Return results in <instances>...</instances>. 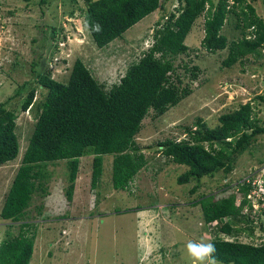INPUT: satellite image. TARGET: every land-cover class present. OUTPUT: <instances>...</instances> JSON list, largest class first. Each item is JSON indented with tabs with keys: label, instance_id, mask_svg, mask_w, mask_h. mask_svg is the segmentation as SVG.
Wrapping results in <instances>:
<instances>
[{
	"label": "trees",
	"instance_id": "obj_1",
	"mask_svg": "<svg viewBox=\"0 0 264 264\" xmlns=\"http://www.w3.org/2000/svg\"><path fill=\"white\" fill-rule=\"evenodd\" d=\"M77 1L68 0V3L73 6ZM40 3L49 4L50 0ZM84 3L80 8L84 27L97 47L105 49L156 12L162 0H84ZM1 4L0 0V8ZM70 14L75 16L74 11ZM203 16L205 35L200 49L211 54L227 50L222 69L244 64L250 57L264 56V19L248 0H233V3L230 0L217 3L178 0L175 9L163 17L165 21L157 23L152 46L110 89L98 81L81 59L74 62L66 83L53 78L52 71L39 66V62L32 63L35 79L25 82L15 95L0 105V167L12 163L20 154L19 112L35 110L29 145L0 213V219L9 222V227L17 226L19 232L17 235L8 233L1 241L0 264H31L39 224L30 221L35 218L31 217L29 209L36 197L42 199L50 195L53 177L50 166L65 162L68 184L65 194L69 202L74 199L81 159L85 156L93 157L92 190L104 183L107 156L113 159L112 170L108 166V178L114 190L130 193L135 188L138 176L148 165L143 148L136 141L144 120L151 112L153 118L164 116L193 93L190 85L183 86L178 70L190 73L195 81L199 67L190 69L187 64L177 65L176 62L180 56H190L194 51L186 40ZM231 18L235 19V29L242 37L230 42L223 31ZM39 89L46 91L42 100L36 99ZM19 96H22L20 109H9L8 105ZM193 126L184 128L187 136L182 140L166 138L157 143V152L166 158L165 165L187 167L178 177V183H195L192 194L199 190L203 178H214L219 173L229 176L235 171L238 159L252 150L264 134L262 119L251 102L220 115L214 128L202 119ZM153 148V144L147 147L150 151ZM249 180L240 181L239 194L216 199L212 193H203L194 200L202 210L204 224L215 230L211 243L216 248L217 264H264V243L240 241L245 233L253 238L257 227L264 232V222L255 226L253 205L248 198L259 185H252L254 178ZM222 186L225 190L230 184L219 187ZM96 194L97 197L102 195ZM97 203L93 204L91 218L106 217L104 212L98 211ZM259 203L263 204L264 200ZM136 205L124 211L116 209L115 213L143 209ZM42 208L39 207L40 211ZM138 224L147 227L141 218Z\"/></svg>",
	"mask_w": 264,
	"mask_h": 264
},
{
	"label": "rangeland",
	"instance_id": "obj_2",
	"mask_svg": "<svg viewBox=\"0 0 264 264\" xmlns=\"http://www.w3.org/2000/svg\"><path fill=\"white\" fill-rule=\"evenodd\" d=\"M41 1L1 0L0 105L15 95L25 82L35 79L33 62H39V66L52 71L53 78L66 83L74 62L81 59L98 81L110 89L120 81L130 65L139 61L152 46L157 23H163L166 19L163 17L178 5V0H162L156 12L108 48L100 49L80 18L84 0H78L73 6L68 0H50L49 4H41ZM230 1L233 3V0ZM248 2L264 19V0ZM71 11L75 12V16H71ZM204 22L205 16L198 19L187 37L186 44L194 51L190 56H180L176 62L177 65L187 64L190 69L199 67L195 81H192L190 73L178 70L183 86L190 85L193 93L164 116L153 118L151 112L144 120L136 141L143 148L148 165L138 176L130 193L114 190L110 184L108 166L112 170V156L105 157L104 183L95 190L91 187L93 157L81 159L72 202L65 194L68 185L65 162L50 166L53 171L50 195L42 199L36 197L29 209L31 217L35 218L30 221L39 224L31 264H198L188 254L186 245L189 241L211 242L215 230L204 224L202 210L194 204V200L203 193H212L216 199L232 193L239 194L237 188L240 181L251 178L255 179L253 183L262 186L251 200L255 226L264 222V205L259 203L264 200V134L252 150L238 159L235 171L229 176L219 173L214 178H203L195 194L191 193L195 183H178V177L187 167L167 166L166 158L157 152V143L166 138H186L184 128L192 127L198 119L214 128L220 115L249 102L257 108L264 125V56L260 59L250 57L244 64L222 69L221 63L227 57V50L211 54L200 49L205 35ZM235 24V19L231 18L223 31L230 42L242 37ZM45 94L46 91L39 89L36 99L42 100ZM21 103L22 96H19L8 107L20 109ZM19 114L20 154L12 163L0 167V213L21 166L35 123V110L20 111ZM152 144L154 148L150 151L147 147ZM108 159L110 162H107ZM226 183L230 184L229 188L224 190L223 186L219 187ZM98 192L101 197H97ZM94 203L106 217L95 215L94 219L91 218ZM135 204L143 209L115 213L116 209L124 211ZM40 206L44 207L41 211ZM140 218L145 220L146 228L138 224ZM9 224L0 219V243L8 233L17 235L19 232L17 226L12 228ZM255 229L253 238L245 233L240 241L263 244L264 232L258 227Z\"/></svg>",
	"mask_w": 264,
	"mask_h": 264
},
{
	"label": "clouds",
	"instance_id": "obj_3",
	"mask_svg": "<svg viewBox=\"0 0 264 264\" xmlns=\"http://www.w3.org/2000/svg\"><path fill=\"white\" fill-rule=\"evenodd\" d=\"M186 248L188 254L194 259V261L198 262V264H217L214 258L216 248L213 243H196L189 241Z\"/></svg>",
	"mask_w": 264,
	"mask_h": 264
},
{
	"label": "built area",
	"instance_id": "obj_4",
	"mask_svg": "<svg viewBox=\"0 0 264 264\" xmlns=\"http://www.w3.org/2000/svg\"><path fill=\"white\" fill-rule=\"evenodd\" d=\"M253 185H257L256 183H253ZM262 189V186H259V189L255 188L250 194H249V199L252 200L254 199L255 196H257L255 193H256V190H260ZM262 191V190H261Z\"/></svg>",
	"mask_w": 264,
	"mask_h": 264
}]
</instances>
